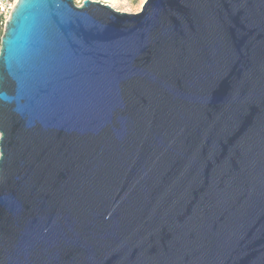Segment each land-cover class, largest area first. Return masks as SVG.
Here are the masks:
<instances>
[{"label": "water", "instance_id": "water-1", "mask_svg": "<svg viewBox=\"0 0 264 264\" xmlns=\"http://www.w3.org/2000/svg\"><path fill=\"white\" fill-rule=\"evenodd\" d=\"M0 264H264V0H17Z\"/></svg>", "mask_w": 264, "mask_h": 264}, {"label": "rangeland", "instance_id": "rangeland-1", "mask_svg": "<svg viewBox=\"0 0 264 264\" xmlns=\"http://www.w3.org/2000/svg\"><path fill=\"white\" fill-rule=\"evenodd\" d=\"M99 1L103 3H107L110 6H112L114 9L119 10L121 12L137 13L141 10V7L145 0H99ZM75 3L81 4L82 0H79Z\"/></svg>", "mask_w": 264, "mask_h": 264}, {"label": "built area", "instance_id": "built-area-1", "mask_svg": "<svg viewBox=\"0 0 264 264\" xmlns=\"http://www.w3.org/2000/svg\"><path fill=\"white\" fill-rule=\"evenodd\" d=\"M79 0H75L77 2ZM17 0H0V18L3 20V24L10 15L11 10L16 4Z\"/></svg>", "mask_w": 264, "mask_h": 264}, {"label": "trees", "instance_id": "trees-1", "mask_svg": "<svg viewBox=\"0 0 264 264\" xmlns=\"http://www.w3.org/2000/svg\"><path fill=\"white\" fill-rule=\"evenodd\" d=\"M3 32V20L0 18V37L2 35Z\"/></svg>", "mask_w": 264, "mask_h": 264}]
</instances>
